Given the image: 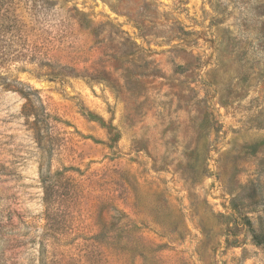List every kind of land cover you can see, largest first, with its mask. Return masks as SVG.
<instances>
[{
	"label": "rangeland",
	"instance_id": "374dc122",
	"mask_svg": "<svg viewBox=\"0 0 264 264\" xmlns=\"http://www.w3.org/2000/svg\"><path fill=\"white\" fill-rule=\"evenodd\" d=\"M247 219L264 0H0V264H264Z\"/></svg>",
	"mask_w": 264,
	"mask_h": 264
},
{
	"label": "trees",
	"instance_id": "16d2710c",
	"mask_svg": "<svg viewBox=\"0 0 264 264\" xmlns=\"http://www.w3.org/2000/svg\"><path fill=\"white\" fill-rule=\"evenodd\" d=\"M40 107L43 108L42 105ZM46 195H47V193L45 191V197H46ZM246 224L250 227V232H251V235H252V238H253L254 242L258 246L263 247V249H264V231H262V230L261 231H257L254 228H252L251 227V222H250L249 219L246 220Z\"/></svg>",
	"mask_w": 264,
	"mask_h": 264
}]
</instances>
